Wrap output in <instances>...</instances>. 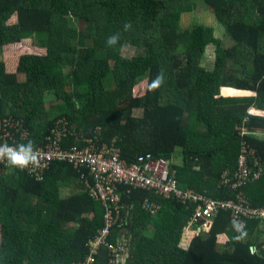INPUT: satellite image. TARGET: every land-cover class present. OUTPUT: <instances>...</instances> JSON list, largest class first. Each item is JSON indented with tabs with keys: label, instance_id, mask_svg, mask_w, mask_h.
<instances>
[{
	"label": "trees",
	"instance_id": "obj_1",
	"mask_svg": "<svg viewBox=\"0 0 264 264\" xmlns=\"http://www.w3.org/2000/svg\"><path fill=\"white\" fill-rule=\"evenodd\" d=\"M201 2L230 42L216 37L213 26H180L196 0H59L56 9L53 0H0V49L29 39L44 50L20 55L14 71L11 60L0 59V120L17 125L26 135L18 139L22 144L41 145L65 126L63 147L74 144L72 131L113 145L128 162L148 154L176 157L180 163L171 170L180 188L215 202L242 197L252 207L264 206V137L254 134L264 133V114H249L264 113V0ZM13 13L16 22L7 24ZM211 44L214 56L207 64ZM128 45L151 49L156 60L138 96L132 94L131 59L122 55ZM222 88L228 95H254L221 96ZM48 92L62 109L50 120ZM242 128L250 135H242ZM243 141L256 149L262 173L236 187L232 173ZM85 179L91 182L86 170L68 162L52 164L41 181L0 164V264L82 262L85 245L104 227V209L84 191ZM61 182L74 193L61 196ZM145 200L160 206L155 215L142 208ZM120 205L122 226L108 242L114 244L122 228L131 236L123 264H264V222L246 220L237 231L232 211L219 209L208 233L184 243L197 205L186 210L175 199L128 188H120ZM225 234L222 248L217 241ZM96 264H108L104 250Z\"/></svg>",
	"mask_w": 264,
	"mask_h": 264
},
{
	"label": "built area",
	"instance_id": "obj_2",
	"mask_svg": "<svg viewBox=\"0 0 264 264\" xmlns=\"http://www.w3.org/2000/svg\"><path fill=\"white\" fill-rule=\"evenodd\" d=\"M251 114V112H250ZM62 122V121H61ZM12 128V131L10 129ZM17 125L8 123L7 120H0V146L7 144L16 147L20 140L25 139ZM67 128L58 126L51 131L52 136L45 137L41 145H35L34 151L39 158V167L29 166L25 170L41 181L45 172L48 171L55 162H68L74 168H84L91 182L85 179L86 194L91 200L98 202L104 209L103 229L99 230L93 240H89L85 245L86 253L82 262L76 264H96L97 258L102 250L107 253L108 264H123L128 259L131 252V236L118 233V238L114 244L109 243L112 237V230L122 226L120 211V188L141 190L161 197L165 200L175 199L186 210L189 205H197L187 222V228H191L194 236L197 233H208L213 220L219 209L231 210L232 219L240 227L246 220H257L264 222V206L252 207L242 197L237 202L230 200L214 201L203 194L194 192L186 188H180L175 178V172L171 170V161L165 158H154L151 155L140 156L133 162H128L121 156L118 148L107 143L96 145L98 140L82 136L79 133L70 132L74 144L63 147L61 139L65 136ZM19 134V138L16 137ZM242 135L250 134L242 128ZM20 139V140H18ZM11 141L12 143H9ZM96 143H95V142ZM98 143V144H99ZM255 161H252V160ZM1 165L10 167L5 162ZM12 167V166H11ZM236 170L232 173V179L237 183L233 186L240 187L245 183L257 178L262 173V166L256 156V149L243 141L240 153L236 162ZM15 168V167H12ZM228 173L223 175L225 182L229 183ZM230 177V176H229ZM81 178H85L82 174ZM253 178V179H252ZM151 215H155L160 206L150 204L145 200L142 204ZM121 220L120 222H118ZM195 227L198 230H193ZM254 247L251 252H254Z\"/></svg>",
	"mask_w": 264,
	"mask_h": 264
},
{
	"label": "rangeland",
	"instance_id": "obj_3",
	"mask_svg": "<svg viewBox=\"0 0 264 264\" xmlns=\"http://www.w3.org/2000/svg\"><path fill=\"white\" fill-rule=\"evenodd\" d=\"M202 0H196V6L194 7V9L192 11L189 12H185L182 14L181 20H180V26L181 27H189L195 24H199V23H203L205 25H209V26H213L215 31L214 34L216 37L220 38L223 42L227 43L230 42L229 38L227 37L226 34H224L225 29L224 27L221 25V23H219L216 20L215 14L213 12V10L209 7V6H203L202 5ZM59 6V0H53L52 3V8L56 9ZM16 22V14L13 13V15H11L6 23L7 24H14ZM70 24L72 26L76 25V20L75 19H71ZM42 49V48H41ZM39 47H37L36 45L33 44V42L29 39L26 40H21L18 43L13 44L12 46L9 47H3L0 49V59L3 60L4 58H6V60L9 62V60L12 61V67H9V70L14 71L15 70V64L17 62V59L19 58L20 55L22 54H37V53H42L43 50H41ZM122 55L124 57L130 58L131 59V71L133 73V75L136 77L135 78V83L133 85L132 88V94L135 96L141 95L144 93V89L146 86V77L144 76L146 69L151 65L154 64L156 62L155 57L153 55V52L151 51V49H146L145 51H140L139 48H135L134 46H125ZM207 55V60L206 63L208 64L210 62V60L213 58L214 56V47L213 44L210 45L208 51L206 52ZM104 85L106 88L111 89L113 87V80H111L110 78H107L104 81ZM237 94V95H235ZM234 95H228L226 94V90H224L223 88L221 89V96H239L241 94L235 93ZM252 95H254L253 93H251ZM252 95H246V96H252ZM44 102H45V111L47 112V116H48V120L52 119L53 117H55L59 112H61L62 109H59V107L57 105H54L53 103L56 102V98L53 95V93L48 92L45 93V98H44ZM253 111V110H251ZM249 111V112H251ZM254 110L253 112L255 114H262L259 111ZM140 112L138 111H134V115L138 116ZM256 136L259 137H264V133H259L256 132L254 133ZM250 135V134H249ZM180 159L173 157L171 158V164H176L177 162H179ZM180 163V162H179ZM178 164V163H177ZM67 182H61V184L65 185L63 186V188H61V196H67L71 193H74V190L72 187L64 184ZM121 220H119L118 222H120ZM122 235H124V230L122 228V231L120 232ZM153 233L152 229H148V231L146 232V235L151 237ZM264 236V234H263ZM194 237V233L191 231V228H187L186 230L183 231V240L184 243H188L189 240L191 238ZM224 242H226V240L228 239L227 235H225L224 238H222Z\"/></svg>",
	"mask_w": 264,
	"mask_h": 264
},
{
	"label": "clouds",
	"instance_id": "obj_4",
	"mask_svg": "<svg viewBox=\"0 0 264 264\" xmlns=\"http://www.w3.org/2000/svg\"><path fill=\"white\" fill-rule=\"evenodd\" d=\"M125 27L126 28L129 27V25H126ZM108 43L109 44L114 43V38L110 39ZM159 83H160V78H158L156 81L157 85ZM253 111H251V115L255 114ZM259 112H261L262 115L264 114L262 111ZM5 161L8 165L15 168H19L21 170L28 168L30 165L33 167H39L38 154L36 151H34V145L32 141H28L27 144H19L16 147H11L8 146L7 144L0 146V162H5ZM234 227L236 228L237 231H240V226L237 225L236 222H234Z\"/></svg>",
	"mask_w": 264,
	"mask_h": 264
},
{
	"label": "crops",
	"instance_id": "obj_5",
	"mask_svg": "<svg viewBox=\"0 0 264 264\" xmlns=\"http://www.w3.org/2000/svg\"><path fill=\"white\" fill-rule=\"evenodd\" d=\"M40 49H41V48H40ZM41 50H43V49H41ZM43 52H44V50H43ZM224 88H226V89H230V88H228V87H224ZM232 89H234V88H232ZM235 91L239 92L238 94H241V95H239V96L252 95L250 91H243V90H235ZM235 95H237V94H235ZM263 225H264V224H263ZM263 228H264V226H263ZM225 235H226V234H225ZM225 235H223V236H219V237H218L217 244H218L219 247H222V248H223V247L226 245L227 240H226V242H224L223 239H222V238L225 237Z\"/></svg>",
	"mask_w": 264,
	"mask_h": 264
},
{
	"label": "water",
	"instance_id": "obj_6",
	"mask_svg": "<svg viewBox=\"0 0 264 264\" xmlns=\"http://www.w3.org/2000/svg\"><path fill=\"white\" fill-rule=\"evenodd\" d=\"M251 249V248H250Z\"/></svg>",
	"mask_w": 264,
	"mask_h": 264
}]
</instances>
